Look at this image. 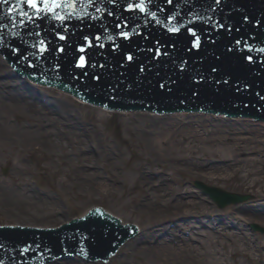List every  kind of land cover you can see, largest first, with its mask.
<instances>
[{
  "label": "bare ground",
  "instance_id": "6f19581e",
  "mask_svg": "<svg viewBox=\"0 0 264 264\" xmlns=\"http://www.w3.org/2000/svg\"><path fill=\"white\" fill-rule=\"evenodd\" d=\"M6 60L0 54V71L2 70L3 74H12ZM17 79L18 81H15L16 76L15 78L0 79V84H15L11 87L13 89L10 90L11 92H4L0 88V151L6 146L14 147L19 144L20 146H25L26 141L32 142L40 139L51 146L50 157H56L58 160L56 170L66 176H76L78 173L77 166L89 163L84 153L89 149L84 137L89 133L90 127L82 125L85 122L83 120L80 121L77 113L71 110L73 109L69 105L72 104L71 102L59 101L57 103L53 98L50 99L49 97L44 102V99L40 98L41 96L38 100L34 99L35 92L31 90L32 87H29L30 83L26 79ZM23 80H26L27 85H25ZM5 95H12L16 100L9 101V97L6 98ZM60 97L68 101V97L62 95ZM46 103H48V106H46ZM8 109H12L17 113L15 115L16 117L18 116L16 122H12L7 112ZM133 114L140 119L137 123L130 124L132 129L144 130L148 119H151L152 124H164L166 129H171L170 121L175 125V128L171 129L172 131L170 130L171 136L169 138L160 136L163 139V143L157 147L154 144V147H148L149 152L152 151L147 155V161L150 162V165L162 160V157L167 159L170 156L181 162L177 161L178 169L181 172H190L189 157L200 155L198 154L199 151L204 148L202 147L203 144L201 145L200 143L209 140L211 136L215 140L221 137V139L233 141L225 145V148L229 150V158L221 159L225 160L221 165L213 166L211 165L213 163L209 162L206 166L209 169L221 168L225 173H219L218 175L209 174L208 179L217 183L234 179L237 183H242L246 188H250L254 192L256 200H260L264 196V192L258 191L260 185H264V168L259 167L255 161L250 164H244L246 167L237 165V163L245 161L244 158L246 157L240 156L241 153L247 152L244 148L252 150L256 148L260 141L264 140V120H251L247 117V119H244L240 116L234 118L214 117V115L208 113L190 114L185 111L163 114L136 111ZM46 121L55 123L59 130L53 124L50 126L52 129L47 126L45 127L47 129L42 128L43 123ZM150 128L153 129V126ZM141 140L151 143L149 139ZM19 141L20 143L18 144ZM156 141L160 142L161 140ZM55 148L59 149L55 151ZM221 149L223 148L221 147ZM197 158L199 159V157ZM204 158H209V160L205 161L213 160L208 154ZM217 158L224 157L217 154ZM168 161L165 162V165L169 164ZM145 162V160L141 159L137 166L134 164L137 170L136 179L143 183L147 178L143 174ZM141 172L142 174H140ZM185 181L184 176L177 183H161L162 192H158L155 195L152 194L153 197L151 196L152 199L150 201V203H154L153 201L163 202L160 206L152 209V211H155L154 214L157 219L147 222L144 226L141 225L140 231L137 233L127 235L122 246L113 257V259L115 258L114 264H132V254L136 253L134 249L139 247L141 252H147L148 255V258L140 261L139 264H245L243 261L245 258L250 257V251L254 246H256L257 250H259L258 254H260L257 258L255 257L253 263L264 264L262 244H256L255 239V242L249 239L245 234L247 230L243 228L245 224L234 218V214H237L234 211L239 210V206L233 204L237 200L231 201L232 204H229L227 208L230 209L229 211L227 210L228 212L225 211L219 214L214 220L208 219L206 217L207 213L218 211L219 208L214 206V202H211V204L208 202V194L194 193V190L191 192L188 187L189 184ZM150 183L152 184V181ZM142 186L145 188V192L143 189L144 199L149 186L147 184H142ZM212 187L211 184H207L208 190H211ZM21 189L28 190L32 188L28 187L27 183H24ZM35 191V189L29 190V195L25 192L23 194L25 198L22 199V202L36 207L37 202L41 201L39 197H43V195L35 193ZM108 191H111V189H108ZM227 191L230 192L231 190ZM10 200L14 201L12 198L2 199L6 204ZM247 202L251 201L248 200ZM14 204L12 206L18 207L15 202ZM48 206H52V204ZM246 206L251 212L248 219L253 218V220L264 225V207L258 204L256 206L246 204ZM29 210L33 211L30 207ZM170 212L174 215L169 216L167 213ZM29 214V212L23 214L26 220L24 222L54 224L50 222H30L27 218ZM62 215H58L60 218L58 222L68 219L66 217L61 219L60 216ZM214 223H217L216 228H212ZM198 232L203 233V235H198ZM225 235L231 238H226ZM196 238L197 242L193 241ZM184 252L187 253L185 254ZM76 259V262L70 264H81V260ZM55 261H57V258L54 259ZM61 261L59 259L56 264H69L67 262L61 263Z\"/></svg>",
  "mask_w": 264,
  "mask_h": 264
},
{
  "label": "rangeland",
  "instance_id": "374dc122",
  "mask_svg": "<svg viewBox=\"0 0 264 264\" xmlns=\"http://www.w3.org/2000/svg\"><path fill=\"white\" fill-rule=\"evenodd\" d=\"M2 72L1 70L0 79L7 77L15 78ZM15 81H18V79ZM14 85L10 83L6 85L0 84V88H5L4 92H11L10 90H13L11 87ZM47 93L45 96L50 97V99L53 98L57 103L59 101L65 103L71 102L72 104H69L73 108L71 110L77 113L80 121L83 120L85 122L82 125L84 127L85 125L90 127L89 133L84 137L85 143L89 148L84 153L89 163L79 167L77 166L78 173L76 176H66L56 170L58 160L56 157H50L49 153L52 148L45 141L43 142L40 139L32 142L26 141L25 146H20L19 141L18 146H6L0 151V221H26L23 214L29 212L30 214L27 218L30 222L56 223L60 220L58 217L59 214H63L60 216L61 219L63 217L68 218L74 214H79L88 205L98 202L105 204L121 214L126 220L137 221L144 226L147 222L157 219L155 218V211H152V209L160 206L163 202L153 201L154 203H150V201L153 197L152 194L155 195L158 192H162L161 183H177V181L185 176V182L189 184L188 187L191 189V192L194 190V193L201 192L205 195L208 194L199 183L200 181L228 190L246 193L247 197L245 199L233 203L239 206V210L234 211L239 215L237 216L236 214V217L234 215V218L240 223L245 224L243 228L247 230L248 233L245 232V234L249 239L254 242L256 240V244H262L261 249L264 255V225L253 220V218L248 219L251 212L246 206V204L250 206H256L258 204L264 207V199H262L264 196L260 200H256L254 198V192L250 188H246L242 183H237L234 179L222 181L221 183L208 179L209 174L218 175L219 173H225L221 168L209 169L206 164L210 162L213 163L211 165L218 166L224 163L225 160L221 159L229 158V150L225 148V145L233 141L221 139V137L215 140L211 136L209 140L201 142L200 144H203L202 147L204 148L198 153L200 154L197 156L199 159L197 157H189V164H191L190 172H181L178 169L177 161L179 163L181 162L170 156L167 159L162 157V160L150 165V162L147 161V155L152 151L149 152L148 147H154L153 144L157 147L163 143V139L160 136L169 138L171 136V129L175 128L174 123L170 121L171 129H166L164 124H152L151 119L147 118L148 121L146 122L147 125L144 130L132 129L130 124H135L140 119L133 113L103 111L98 108L79 104L70 97L66 101L58 96L56 92ZM5 97H9V101L16 100L12 95H5ZM46 106H48V103H46ZM7 112L12 122L18 120V116H15L17 115L15 111L8 109ZM52 124L59 130L55 123L48 121L43 123L42 128L47 129L45 128L47 126L49 129H52L50 127ZM152 126L153 129L150 128ZM141 139H149L151 143ZM156 140L161 141L157 142ZM262 147H264V140L260 141L256 148L252 150L244 148L247 152L241 153L240 156L249 159L244 158V163L239 162L237 165L246 167L244 164H250L255 161L259 167L264 168V148ZM57 149L55 148V151ZM207 154L213 160L205 161L209 160V158L203 159ZM217 154L224 158H217ZM141 159L146 161L143 174L147 178L144 183L136 179L137 170L135 166H137V163ZM167 160H169V164L165 165ZM247 160L249 161L247 162ZM134 164L136 165L134 166ZM20 181L21 183H19ZM150 181H152V184ZM24 183H27V186L32 189H21ZM142 184L149 186L144 199L145 188H143ZM33 189L36 190L35 193L43 195V197H39L41 201L37 202L36 207L22 202V199L25 198L23 194L26 192L29 195V190ZM108 189H111V191H108ZM258 191L264 192V185H260ZM3 198H12L14 201L10 200L6 204V202L2 201ZM208 200L210 204L214 202V206L219 208V210L210 211L206 217H214L217 214H222L227 210L229 211L230 209H227L228 205L232 204L219 205L210 195L208 196ZM248 200L251 202H247ZM14 202L18 207L12 206ZM49 204H52V206H48ZM29 207L33 211L29 210ZM167 214L169 216L174 215L172 212ZM236 223L239 224L238 222ZM229 237L226 236V238ZM193 241L197 242V238ZM139 248L134 249L136 253L132 254V264H139L140 261L148 258L147 252H141ZM258 251L256 246H254L250 251V257L245 258L243 263L256 264L253 263V260L259 256L260 253L258 254ZM184 253L186 254L187 252ZM114 260L115 258L108 264H114ZM76 261L67 260V263L70 264ZM80 263L103 264L100 262L86 263L82 261Z\"/></svg>",
  "mask_w": 264,
  "mask_h": 264
},
{
  "label": "snow or ice",
  "instance_id": "6c2138e0",
  "mask_svg": "<svg viewBox=\"0 0 264 264\" xmlns=\"http://www.w3.org/2000/svg\"><path fill=\"white\" fill-rule=\"evenodd\" d=\"M109 2H113V0H109ZM168 4H173L174 0H166ZM187 2V0H185ZM216 4H219L221 0H214ZM0 3L2 4H7L8 0H0ZM93 3V0H88V4L91 5ZM153 4V0H147V3H145V0H139L138 3H128L127 5V10L129 12L136 11L138 10L140 13L146 14L151 16L153 19L156 18L157 13L155 11H149L148 5ZM24 6H26L28 9L31 11H26L24 10ZM76 0H16V3L9 8V13L10 14H16L13 16V21H12V26L15 28L17 26V21L19 25L26 27L29 22H35L37 20L43 22L45 19H51L53 21H58L60 22L61 25H63L68 19H71L72 16L76 15ZM97 13L101 12L102 10L100 8L95 9ZM87 15V13H85ZM111 15V13H109ZM188 15H191V20L188 21L189 25H192L193 20H203L204 18L199 16L196 13H193L189 11ZM93 20L98 19L97 17H92ZM210 19V18H209ZM247 19V17H245ZM169 21H177L179 22V14H172L168 16ZM129 21L125 20L124 24L121 25L119 22L115 24V28L119 29L121 27H126L129 25ZM156 23L159 24L160 20H156ZM221 27H224L223 24L220 25ZM183 25L181 26H176L173 25L172 27L168 28L169 32L172 33H180ZM200 28H203V25L199 26ZM186 31L188 34H190L191 37H194L195 39L191 41V47L192 48H199L201 46V36L198 35V28L197 26H189L186 28ZM29 35H32L33 33L29 32ZM122 35L125 39L129 38V33L128 32H121L119 33ZM13 35H19V33H13ZM36 36H39L40 33L36 32ZM57 37L60 41H65L66 36L61 34L59 31H57ZM108 40H113L114 37L112 35H107L106 37ZM257 39H260L259 36L256 37ZM102 39L100 35L95 36V40L98 42ZM83 40L86 42V47L88 49H91L93 47V41L90 39L89 36H84ZM159 43V41H157ZM237 44L240 43L239 40L236 41ZM100 48H103V44L98 45ZM32 47L35 49L34 52L31 53V56L35 57L38 60H45L50 52V50L54 53L55 51L59 52H64L65 48L64 46H60L58 49H52L51 46L43 39L39 40L38 43L33 44ZM85 46H80L78 48L79 53H84L86 51ZM118 49V45L116 46ZM13 53H21L22 50L20 47H16L11 49ZM249 51H252V49L249 47ZM256 51L264 53V47L256 49ZM157 53H159V50H157ZM126 59L128 61H133L134 56L132 54H128ZM245 59L249 62H253V57L251 55H248L245 57ZM75 63V68L81 69L82 70V75L83 76H88L87 71H83L86 69V67L89 64V60L86 59L85 55H80L79 59L74 62ZM100 67H105V65H99ZM28 67L32 69L38 68V65L34 63L31 59L28 60ZM55 69H60L61 65L59 63H56L53 65ZM92 67H96L95 64H92ZM49 69H44V71H48ZM141 72L144 71V68L141 67L140 69ZM213 72L216 71L215 68L212 69ZM92 79L95 81H99L101 77L99 75H92ZM191 79V77H190ZM204 77L201 76L200 80H203ZM196 83H199V81H194ZM219 83V81H217ZM224 83H227V81H223ZM174 84L175 82L172 81L170 82ZM128 88H131V85L127 86ZM161 89H164L166 85L164 83H161L159 85ZM244 87H248V85H245ZM239 90V88L237 89ZM168 91H171V87H168ZM112 99H115V96L111 97ZM107 106V105H105ZM0 247H3V245H0ZM23 252H28L29 247H24L22 249ZM83 251V249H81ZM0 264H4L2 260H0Z\"/></svg>",
  "mask_w": 264,
  "mask_h": 264
},
{
  "label": "water",
  "instance_id": "95a60500",
  "mask_svg": "<svg viewBox=\"0 0 264 264\" xmlns=\"http://www.w3.org/2000/svg\"><path fill=\"white\" fill-rule=\"evenodd\" d=\"M211 1L214 2V0H211ZM238 1L239 0H237V2ZM9 8L10 7H7L5 9V14L0 13V22L3 23V24L9 22V20L13 21V16L16 15V14H10L9 13ZM25 9L26 10H29L26 6H25ZM101 10L102 11L99 12V14L96 16L98 19L93 20L92 17H91L90 19H88V21L86 23L88 25V27H89V32H91V33L95 32L96 29H98V28L101 29L102 31L106 32V33L109 32V31H111L112 30L113 23H110L109 21L110 20H113L114 22H116V21L119 20L118 19V15H117V18H115L113 16V13L115 12V13L120 14V15H124L125 14V8L122 5H118L115 8H114V6L113 7H109V8H106V7L101 6ZM246 12H247V10H240V11H238V13L240 14L241 20H242V23H241L239 29L244 32L243 35H248L249 33H252L253 32L254 29H253V27H251V22L252 21H255V23H257L258 27H260V28H263L264 27V24H263V22L261 20H259L258 18H252V17H250V15H247ZM109 13H111V15H109ZM131 15L132 16H135V12L132 13ZM102 16H105V18L102 19L101 18ZM84 17L86 18L87 16L85 15ZM245 17H247V19H245ZM131 20L134 21V22H136L135 21V18H133ZM247 21H248V23L250 25V29L247 27ZM172 23H176L178 25H182L183 23H187V20L186 19H182V20H179L178 23H177V21H172ZM28 26L30 28H32V26H33L32 25V22H29L28 23ZM156 27L157 26H154L155 29H156ZM33 31L40 32L41 31V27H36V28H34ZM232 38L234 39L233 36H232ZM233 41L234 40H231L229 37H227L225 39V43H227V44H230ZM17 42L18 41L15 40V43H17ZM16 47H20V46H16L15 45V46L9 47V48H7V51L10 52V53H13L11 51V49L16 48ZM20 48L22 50V52H21L22 54L21 53H13V56L14 57L15 56L19 57L23 61V63H25L27 65V63H28V59H27V49L24 48V47H20ZM23 51H26V54H24ZM48 58L51 59V60H55V58H50V57H48ZM209 58L212 60L211 57H209ZM202 59L203 58H202V54L201 53H199V54H195L194 53L193 56H192V58H191V60L194 63H196V64H201ZM51 63L56 64V61H51ZM134 67H136V66L134 65ZM94 204H96V203H94ZM14 222H18L19 224L27 225V226H29V225L48 226V225H56L58 223H61V222H57V223H54V224H44V223H27V222H24V221H14ZM0 223H2V221H0ZM33 229H36V228H33ZM28 231L29 230L26 229V228H18L17 229V233L19 234V236L22 235L23 237L26 236V233ZM30 231H33L34 232V230H30ZM9 233L10 234H13V232H9ZM39 234H41V232ZM126 235H128V234H126ZM18 242H20V240ZM101 243L102 242H101L100 238H98V244H99V246H96V247L102 246ZM12 244H13L12 241L11 242H8L6 245H3L2 244L3 245V248L1 250V255L4 253V251H7V250L10 251V253H12L13 251L10 250ZM15 245L16 244H14V246ZM103 245H105V244H103ZM17 250H19V248L18 247H15V251H17ZM51 250H56V248L54 247ZM15 254L16 253L10 254L8 256L9 258L7 256L2 257L3 255L0 256V257L2 258L1 259L2 261L5 260L6 258H8V259H6L7 262L5 263V264H8L9 261H12L13 258L16 257V256H14Z\"/></svg>",
  "mask_w": 264,
  "mask_h": 264
}]
</instances>
